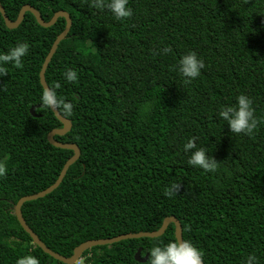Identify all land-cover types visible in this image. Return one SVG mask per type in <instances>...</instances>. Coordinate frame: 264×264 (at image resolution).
<instances>
[{"label": "trees", "instance_id": "obj_1", "mask_svg": "<svg viewBox=\"0 0 264 264\" xmlns=\"http://www.w3.org/2000/svg\"><path fill=\"white\" fill-rule=\"evenodd\" d=\"M25 3L44 20L57 10L71 18L44 78L73 105L70 116L57 109L71 126L53 138L79 148L54 189L21 204L39 239L69 256L85 240L154 230L173 215L201 264H244L249 254L264 264V0H128L131 15L119 20L92 0H0L10 19ZM64 24L59 16L41 26L26 11L7 28L0 14V52L29 45L21 66L9 63L0 76V264L25 254L65 264L38 247L13 212L20 196L51 184L72 154L46 140L61 122L39 101L38 72ZM188 51L204 67L185 82L177 68ZM68 68L75 83L62 75ZM241 93L258 118L252 135L230 132L218 116ZM188 138L216 160L215 171L187 163ZM172 184L178 191L165 195ZM170 241L171 222L159 236L92 245L73 264H149L150 249ZM138 248L143 262L133 257Z\"/></svg>", "mask_w": 264, "mask_h": 264}, {"label": "clouds", "instance_id": "obj_2", "mask_svg": "<svg viewBox=\"0 0 264 264\" xmlns=\"http://www.w3.org/2000/svg\"><path fill=\"white\" fill-rule=\"evenodd\" d=\"M128 0H92V6L97 9H107L117 20L131 15V8L127 6ZM29 45L26 42H18L10 47L6 52H0V76H3L6 71V65L11 63L15 67L21 66V58L26 55ZM161 54L169 51L168 47L161 50ZM204 67V61L193 51H188L183 54L178 60L177 71L183 77L185 82L196 78L200 74V70ZM66 81L75 83L78 79V74L75 69L68 68L62 73ZM59 85L50 88H45L39 96L40 104L45 108L59 109L66 116L72 114L73 105L71 102L65 101L58 96L55 89ZM150 105L145 104L142 108L143 112L150 110ZM218 116L226 121L230 132L244 133L252 135L257 128L258 118L254 115L252 107V99L241 93L236 96L234 105L221 106L218 111ZM183 150L190 153L187 163L192 166H198L204 171H215L216 160L206 154L203 147H197L195 138H188L183 144ZM191 150V151H189ZM5 172V165L0 163V176ZM179 185L172 184L165 189V195L171 196L178 191ZM149 264H201V251L192 244L189 240L170 241L163 247L156 245L150 249ZM256 256L249 254L244 261V264H256ZM15 264H39L37 257L33 255H21L15 260Z\"/></svg>", "mask_w": 264, "mask_h": 264}, {"label": "water", "instance_id": "obj_3", "mask_svg": "<svg viewBox=\"0 0 264 264\" xmlns=\"http://www.w3.org/2000/svg\"><path fill=\"white\" fill-rule=\"evenodd\" d=\"M26 11H29L30 13H32V15L34 16L36 22L44 27L50 26L52 25L55 20L61 16L64 18L65 20V24L63 29L56 35V37L54 38L53 42L50 45V48L47 52V54L44 57V60L40 66L39 72H38V77H39V83L42 86L43 89L45 88H49L45 82V78H44V71L45 68L47 66V63L49 61V59L52 56V53L54 51V49L57 46V43L66 35V33L69 30L70 24H71V19L69 17V14L65 11V10H57L55 11L52 16L48 19V20H44L40 13L38 12L37 9H35L32 5L30 4H23L19 11L18 14L16 16L15 19H10L4 9L3 6L0 4V14L2 16V19L4 21V24L7 28H14L16 27L21 20L23 19L24 13ZM34 108L35 105H32L29 108L30 113L33 116H38V114H36L34 112ZM51 109V108H50ZM51 111L53 112L54 116L61 122V126L58 128H52L51 130H49L46 134V140L52 144L55 147H59V148H65V149H70L72 150V154L71 156H69L64 163L62 164L59 173L57 175V177L55 178V180L49 184L47 187L31 193V194H25L20 196L16 202L13 204V212L14 215L18 221V223L20 224V226L29 234V236L32 238V241L38 246L40 247L45 253L49 254L50 256H52L53 258L65 263V264H73L79 257L80 254L82 253L83 250H85L86 248L92 246V245H101V244H107V243H112L121 239H127V238H138V237H142V236H147V237H155V236H159L163 233V231L165 230V228L167 227V225L171 222L174 224V236L176 239V242L182 241L181 238V225L179 220L173 216V215H168L165 216L160 224V226L157 229L154 230H149V231H136V232H124V233H120L111 237H107V238H96V239H88L85 240L83 242H80L79 244H77L72 251V254L69 256H64L61 255L53 250H51L49 247H47L40 239L39 237L31 230V228L25 223L22 215H21V204L24 201L27 200H32L38 197H41L47 193H49L52 189H54L59 182L61 181L62 177L65 174L66 169L68 168V166L74 162L77 157L79 156V148L78 146L73 143V142H62L59 140H56L53 138L54 135H62L65 132H67L70 129L71 126V122L68 118L62 116L57 109H51ZM140 249L138 248L135 253H134V259L138 262H143L146 259L147 254H144L143 256H140L139 254Z\"/></svg>", "mask_w": 264, "mask_h": 264}, {"label": "bare ground", "instance_id": "obj_4", "mask_svg": "<svg viewBox=\"0 0 264 264\" xmlns=\"http://www.w3.org/2000/svg\"><path fill=\"white\" fill-rule=\"evenodd\" d=\"M71 19V18H70ZM66 133V132H65Z\"/></svg>", "mask_w": 264, "mask_h": 264}, {"label": "rangeland", "instance_id": "obj_5", "mask_svg": "<svg viewBox=\"0 0 264 264\" xmlns=\"http://www.w3.org/2000/svg\"><path fill=\"white\" fill-rule=\"evenodd\" d=\"M82 264V263H81Z\"/></svg>", "mask_w": 264, "mask_h": 264}]
</instances>
